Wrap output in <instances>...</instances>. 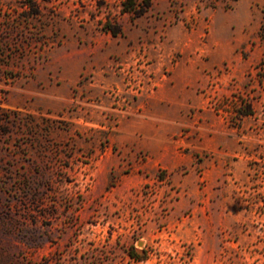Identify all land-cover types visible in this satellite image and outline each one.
Returning <instances> with one entry per match:
<instances>
[{
  "label": "rangeland",
  "instance_id": "374dc122",
  "mask_svg": "<svg viewBox=\"0 0 264 264\" xmlns=\"http://www.w3.org/2000/svg\"><path fill=\"white\" fill-rule=\"evenodd\" d=\"M151 1L0 0V264H264V0Z\"/></svg>",
  "mask_w": 264,
  "mask_h": 264
},
{
  "label": "trees",
  "instance_id": "16d2710c",
  "mask_svg": "<svg viewBox=\"0 0 264 264\" xmlns=\"http://www.w3.org/2000/svg\"><path fill=\"white\" fill-rule=\"evenodd\" d=\"M151 3V0H123L122 11L130 13L133 18H138L148 11L151 7ZM103 27L110 31L113 35L121 33V27L117 24H111L106 21L103 23ZM251 113V109L248 107L243 114L247 115Z\"/></svg>",
  "mask_w": 264,
  "mask_h": 264
}]
</instances>
